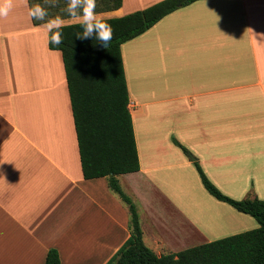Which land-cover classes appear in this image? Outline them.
<instances>
[{"label":"crops","instance_id":"obj_1","mask_svg":"<svg viewBox=\"0 0 264 264\" xmlns=\"http://www.w3.org/2000/svg\"><path fill=\"white\" fill-rule=\"evenodd\" d=\"M12 5L0 17V264H43L50 247L60 264H105L130 234L128 208L105 176L84 178L61 52L28 0ZM120 50L140 166L117 178L144 243L159 255L257 227L193 162L228 196L264 199V0H196Z\"/></svg>","mask_w":264,"mask_h":264},{"label":"trees","instance_id":"obj_2","mask_svg":"<svg viewBox=\"0 0 264 264\" xmlns=\"http://www.w3.org/2000/svg\"><path fill=\"white\" fill-rule=\"evenodd\" d=\"M194 1L159 0L122 16L100 18L112 29L108 48H99L91 39L77 38L74 34L80 31L81 21L63 24L60 45L48 43L49 48L61 52L83 176H105L110 190L128 208L130 234L105 264H264V199H234L226 195L195 160L204 188L216 199L254 217L258 226L158 255L144 243L136 206L117 178L118 174L136 171L140 166L120 46L166 14ZM37 3L49 9L46 20L71 17L63 11L67 0H56L55 5L51 0H28L29 7ZM121 3L122 0H97L96 13L116 9ZM172 141L188 153L175 138ZM43 264H60L56 248L47 250Z\"/></svg>","mask_w":264,"mask_h":264},{"label":"clouds","instance_id":"obj_3","mask_svg":"<svg viewBox=\"0 0 264 264\" xmlns=\"http://www.w3.org/2000/svg\"><path fill=\"white\" fill-rule=\"evenodd\" d=\"M55 5L56 0H51ZM12 0H0V17H6L12 8ZM97 0H67V6L63 9L64 13L71 17L81 16L80 31L74 35L79 39H91L102 47L108 48L112 40L111 26L105 21L97 18ZM49 14V9L40 3L29 7L28 16L35 21H44V27L48 33V43L60 45L63 42L62 17L57 16L45 19Z\"/></svg>","mask_w":264,"mask_h":264},{"label":"water","instance_id":"obj_4","mask_svg":"<svg viewBox=\"0 0 264 264\" xmlns=\"http://www.w3.org/2000/svg\"><path fill=\"white\" fill-rule=\"evenodd\" d=\"M98 47L101 48L102 46L99 45ZM188 155H189V157H190L191 159H195L190 153H188Z\"/></svg>","mask_w":264,"mask_h":264},{"label":"rangeland","instance_id":"obj_5","mask_svg":"<svg viewBox=\"0 0 264 264\" xmlns=\"http://www.w3.org/2000/svg\"><path fill=\"white\" fill-rule=\"evenodd\" d=\"M227 195V194H226Z\"/></svg>","mask_w":264,"mask_h":264}]
</instances>
